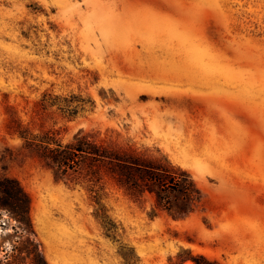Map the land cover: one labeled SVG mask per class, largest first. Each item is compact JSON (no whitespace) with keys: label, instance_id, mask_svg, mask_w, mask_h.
<instances>
[{"label":"rangeland","instance_id":"374dc122","mask_svg":"<svg viewBox=\"0 0 264 264\" xmlns=\"http://www.w3.org/2000/svg\"><path fill=\"white\" fill-rule=\"evenodd\" d=\"M17 121L166 155L203 200L176 216L108 180L109 233ZM0 167L31 197L47 264H264V0H0Z\"/></svg>","mask_w":264,"mask_h":264},{"label":"trees","instance_id":"16d2710c","mask_svg":"<svg viewBox=\"0 0 264 264\" xmlns=\"http://www.w3.org/2000/svg\"><path fill=\"white\" fill-rule=\"evenodd\" d=\"M46 97L47 94L42 102L44 108L55 104ZM63 110L70 116L76 113V109L68 107ZM12 131L23 140V147L51 168L57 178L88 187L98 205L96 217L109 233H113L116 226L102 202L108 180L133 196L151 194L157 207L176 216L189 215L203 200V192L191 172L174 164L166 155L154 156L106 143L83 132L64 141L58 130L34 132L20 121L12 126ZM31 208V197L19 179L0 167V217L7 215V222L2 225L11 224L15 236L0 241V264H47L36 240ZM13 219L15 224L11 223ZM7 238L12 245L10 249L4 246ZM193 259L196 264H219L204 254L195 255Z\"/></svg>","mask_w":264,"mask_h":264}]
</instances>
